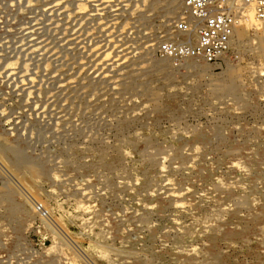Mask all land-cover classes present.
I'll use <instances>...</instances> for the list:
<instances>
[{
  "label": "rangeland",
  "instance_id": "rangeland-1",
  "mask_svg": "<svg viewBox=\"0 0 264 264\" xmlns=\"http://www.w3.org/2000/svg\"><path fill=\"white\" fill-rule=\"evenodd\" d=\"M211 1L208 62L190 0H0V264H264V0Z\"/></svg>",
  "mask_w": 264,
  "mask_h": 264
},
{
  "label": "built area",
  "instance_id": "built-area-1",
  "mask_svg": "<svg viewBox=\"0 0 264 264\" xmlns=\"http://www.w3.org/2000/svg\"><path fill=\"white\" fill-rule=\"evenodd\" d=\"M211 0H190L194 15L182 22L184 32L193 26L197 34L196 44L186 50V54H196L208 62L217 61L225 56L232 47L234 30L238 25L236 14L226 8L211 9ZM191 23V24H190ZM163 49L170 53L171 46L163 45Z\"/></svg>",
  "mask_w": 264,
  "mask_h": 264
},
{
  "label": "bare ground",
  "instance_id": "bare-ground-1",
  "mask_svg": "<svg viewBox=\"0 0 264 264\" xmlns=\"http://www.w3.org/2000/svg\"><path fill=\"white\" fill-rule=\"evenodd\" d=\"M241 1V0H240ZM261 2V1H260ZM241 3H242V1H241ZM249 4H251V3H249ZM96 5V4H95ZM244 5V4H243ZM102 7V6H101ZM164 7V6H163ZM253 7V6H252ZM255 7V6H254ZM107 8V7H106ZM77 9V8H76ZM57 10V9H56ZM254 11V10H253ZM251 14H252V11H251ZM250 14V15H251ZM260 14V13H259ZM252 16V15H251ZM50 17V16H49ZM107 18V17H106ZM55 23V22H54ZM51 25V24H50ZM55 25V24H54ZM57 28V27H56ZM30 29V28H29ZM90 29V28H89ZM88 32V31H87ZM94 32V31H93ZM64 34H65V32H63ZM58 35V34H57ZM31 36V35H30ZM29 36V37H30ZM28 37V38H29ZM71 37V36H70ZM92 37V36H91ZM25 38H27V37H25ZM27 38V39H28ZM66 39H67V37H65ZM184 38L187 40V41H190L191 43H195V41L197 40L196 38H197V33L195 32V27L193 26L189 31H186L185 33H184ZM24 39V38H23ZM26 39V40H27ZM30 39V38H29ZM70 39H72V37L70 38ZM25 40V39H24ZM36 40H38V39H36ZM35 40V41H36ZM75 40V39H74ZM60 41V40H59ZM63 41H65V40H63ZM87 41V40H86ZM42 42V41H41ZM66 42H68V41H66ZM24 43V42H23ZM22 43V44H23ZM31 43V42H30ZM29 43V44H30ZM69 43V42H68ZM74 42H72V44H73ZM27 44V43H26ZM25 44V45H26ZM40 44V43H39ZM58 44V43H57ZM25 45H23V46H25ZM64 45V44H63ZM36 46H38V45H36ZM36 46H34V47H36ZM117 46H119V45H117ZM33 47V46H32ZM45 48V47H44ZM94 48V47H93ZM92 48V49H93ZM27 49V48H26ZM91 49V48H90ZM21 50V49H20ZM30 50V49H29ZM42 50H44V49H42ZM22 51V50H21ZM24 51V50H23ZM27 52H28V50H26ZM39 51H41V50H39ZM48 51V50H47ZM88 51H90V50H88ZM73 52V51H72ZM26 53V52H25ZM25 53L23 54V55H25ZM30 54V53H29ZM31 54H32V52H31ZM41 54V53H40ZM28 55V54H27ZM34 55H35V53H34ZM43 56V55H42ZM45 56V55H44ZM12 62V61H11ZM11 62H9L7 65H9V68H8V71L7 72H9V73H11L12 71H13V68H12V66H13V63H11ZM161 65V64H160ZM163 65H165V64H163ZM162 65V66H163ZM23 70V73H25V71H24V69H22ZM18 74V73H17ZM17 74H16V76H17ZM26 74V73H25ZM64 75V74H63ZM20 77H23V74H21V75H19ZM27 77V76H26ZM29 77V76H28ZM28 79V78H27ZM19 80H22V78L20 79L19 78ZM68 80V79H67ZM23 81V80H22ZM21 82V81H20ZM26 82V81H25ZM29 82V81H28ZM16 83V82H15ZM27 83V82H26ZM26 83H22V85H24V84H26ZM31 83V82H30ZM68 83H72V81L71 80H69L68 81ZM18 84V83H17ZM29 85V84H28ZM21 86V85H20ZM25 86V85H24ZM22 87V86H21ZM41 109V108H40ZM202 138V137H201ZM198 139V138H197ZM262 147V146H261ZM263 150H264V148H263ZM90 152V151H89ZM90 154V153H89ZM252 163H254V162H252ZM258 168H260V167H258ZM129 243V242H128ZM213 260V259H212ZM211 260H209V262H210Z\"/></svg>",
  "mask_w": 264,
  "mask_h": 264
}]
</instances>
